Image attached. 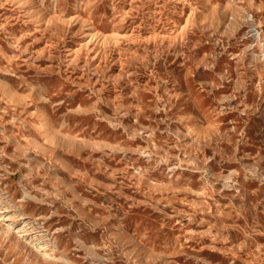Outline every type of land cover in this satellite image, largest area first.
I'll use <instances>...</instances> for the list:
<instances>
[{
  "label": "rangeland",
  "instance_id": "1",
  "mask_svg": "<svg viewBox=\"0 0 264 264\" xmlns=\"http://www.w3.org/2000/svg\"><path fill=\"white\" fill-rule=\"evenodd\" d=\"M0 264H264V0H0Z\"/></svg>",
  "mask_w": 264,
  "mask_h": 264
},
{
  "label": "bare ground",
  "instance_id": "2",
  "mask_svg": "<svg viewBox=\"0 0 264 264\" xmlns=\"http://www.w3.org/2000/svg\"><path fill=\"white\" fill-rule=\"evenodd\" d=\"M91 33V32H90ZM93 35V34H92ZM13 36V35H12Z\"/></svg>",
  "mask_w": 264,
  "mask_h": 264
}]
</instances>
